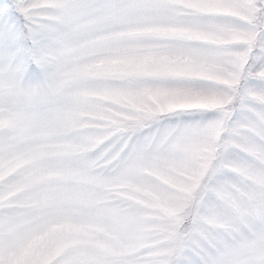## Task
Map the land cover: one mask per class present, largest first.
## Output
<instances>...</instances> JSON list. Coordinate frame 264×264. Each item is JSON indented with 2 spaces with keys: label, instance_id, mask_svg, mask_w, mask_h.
Here are the masks:
<instances>
[{
  "label": "snow or ice",
  "instance_id": "1",
  "mask_svg": "<svg viewBox=\"0 0 264 264\" xmlns=\"http://www.w3.org/2000/svg\"><path fill=\"white\" fill-rule=\"evenodd\" d=\"M0 264H264V0H0Z\"/></svg>",
  "mask_w": 264,
  "mask_h": 264
}]
</instances>
